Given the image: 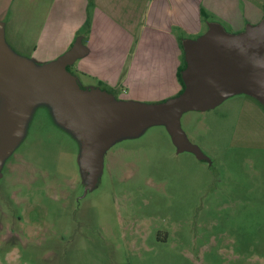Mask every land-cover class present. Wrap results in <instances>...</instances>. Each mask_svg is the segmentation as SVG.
Listing matches in <instances>:
<instances>
[{
  "label": "rangeland",
  "instance_id": "obj_1",
  "mask_svg": "<svg viewBox=\"0 0 264 264\" xmlns=\"http://www.w3.org/2000/svg\"><path fill=\"white\" fill-rule=\"evenodd\" d=\"M180 122L204 160L151 125L89 187L80 139L38 101L0 165V264H264V106L240 93Z\"/></svg>",
  "mask_w": 264,
  "mask_h": 264
},
{
  "label": "water",
  "instance_id": "obj_2",
  "mask_svg": "<svg viewBox=\"0 0 264 264\" xmlns=\"http://www.w3.org/2000/svg\"><path fill=\"white\" fill-rule=\"evenodd\" d=\"M81 40L56 60L37 66L7 46L0 22V165L38 101L50 104L57 121L80 139L89 187L97 183L105 150L120 137L162 124L179 152L204 160L182 133L183 114L213 109L240 93L264 106V16L238 34L212 23L197 39L184 41L183 91L152 104L118 100L100 88L83 89L67 69L86 52Z\"/></svg>",
  "mask_w": 264,
  "mask_h": 264
},
{
  "label": "crops",
  "instance_id": "obj_3",
  "mask_svg": "<svg viewBox=\"0 0 264 264\" xmlns=\"http://www.w3.org/2000/svg\"><path fill=\"white\" fill-rule=\"evenodd\" d=\"M263 16L262 0H0L4 39L16 55L42 66L81 38L86 52L70 66L87 82L81 87L105 85L118 100L146 104L179 94L190 35L212 23L238 34Z\"/></svg>",
  "mask_w": 264,
  "mask_h": 264
},
{
  "label": "trees",
  "instance_id": "obj_4",
  "mask_svg": "<svg viewBox=\"0 0 264 264\" xmlns=\"http://www.w3.org/2000/svg\"><path fill=\"white\" fill-rule=\"evenodd\" d=\"M202 14H203V17H205L206 18V14L205 13H203L202 12ZM181 53H182V55H183V49H181ZM183 60H182V65H180L179 67H178V69H177V73H176V77H177V81H178V83L180 84V86H181V90H180V92H179V94L183 91V89H184V85H183V82H182V79H181V72H182V70L185 68V61H184V55H183V58H182ZM70 72H71V67H68L67 68ZM107 92H109V93H111L112 94V92L109 90V91H107Z\"/></svg>",
  "mask_w": 264,
  "mask_h": 264
}]
</instances>
